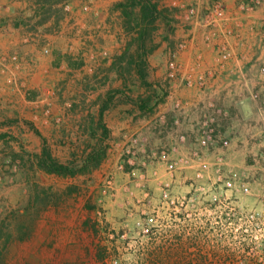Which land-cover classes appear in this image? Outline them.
Masks as SVG:
<instances>
[{"label":"rangeland","instance_id":"obj_1","mask_svg":"<svg viewBox=\"0 0 264 264\" xmlns=\"http://www.w3.org/2000/svg\"><path fill=\"white\" fill-rule=\"evenodd\" d=\"M125 1L117 0L112 10ZM52 2L44 16L58 17L75 2L96 0ZM217 3L223 20L212 18ZM158 10L145 38L137 41L139 29L126 26L122 11L113 17L121 30V57L130 44L129 57L143 47L146 82L152 86L143 84L127 58L119 65V78L129 83L116 90L115 103L126 116L135 114L134 122L151 118L146 136H153L155 145L140 132L111 136L98 169L62 178L40 171L34 156L46 147L59 163L70 164L96 144L75 123L66 131L63 106L56 109L55 121L62 128L58 145L63 148L44 142L24 120L6 130L0 123V134L5 133L0 139V264H264V85L253 90L255 98L263 97L258 127L235 136L233 128L247 124L243 113L206 104L203 113L220 109L226 114L219 124L228 120V146L203 147L194 129L193 146L184 150L187 102L176 87L193 88L197 76L198 83L200 78L207 82L227 68L234 76L230 66L239 44L233 48L230 38L239 40L240 32L230 26L226 0H162ZM132 13L137 18L139 7ZM191 42L201 55L215 52L213 63L199 61V74L186 71L180 60ZM223 48L230 57L220 68ZM174 61L179 72L171 77ZM149 98L152 111L144 112L137 103Z\"/></svg>","mask_w":264,"mask_h":264},{"label":"crops","instance_id":"obj_2","mask_svg":"<svg viewBox=\"0 0 264 264\" xmlns=\"http://www.w3.org/2000/svg\"><path fill=\"white\" fill-rule=\"evenodd\" d=\"M226 1L230 26L240 32L239 40L230 38L233 48L236 42L239 44L230 66L235 74L229 76L228 68L219 71V75L205 82L204 91L198 76L193 79V88L176 87L187 102L182 118V134L187 137L184 150L193 146V132L203 119L202 106L206 104L233 106L243 113L247 124L235 126V136L244 137L252 126H259L258 106L263 104V97L255 98L253 90L264 85V0L244 13L237 7L239 0ZM116 3L117 0L75 2L68 7L69 11L63 9L61 16L56 17L39 14L35 0H0V123L4 130L9 123L24 120L36 127L33 129L45 138L44 142L52 141L56 148L63 143L62 128L55 122L59 120L56 109L63 106L62 120L67 132L75 123L77 130L81 128L91 137L90 128L97 124L100 111L107 106L102 120L109 129L108 140L111 136L120 139L123 134L140 132L155 145L156 139L146 136L145 127L151 118L134 122L136 115L126 116L115 103L116 90L129 83L119 78V65L124 63L118 64V57L124 49L119 37L121 30L113 18L120 15L119 10H112ZM194 47L191 42L189 49L180 54V60L186 71L193 69L199 74L203 71L199 61L203 58L205 63H213L215 52L201 55ZM79 103L81 112L77 114ZM228 130V120L222 119L220 133L228 137ZM36 141L41 145L40 139Z\"/></svg>","mask_w":264,"mask_h":264},{"label":"trees","instance_id":"obj_3","mask_svg":"<svg viewBox=\"0 0 264 264\" xmlns=\"http://www.w3.org/2000/svg\"><path fill=\"white\" fill-rule=\"evenodd\" d=\"M52 1L53 0H37L36 4L40 8L38 13L43 16L46 15V8L48 5L53 4ZM160 1L162 0H126L125 2L117 4V9L121 10L122 14L126 18V26L136 32L139 29V36L136 41L143 40L146 36L148 26L152 25L157 20L158 16L160 15V12L158 10V3ZM136 7H139L140 14L137 18H134V14L132 13V11ZM131 45L132 44L129 45L125 54L118 60V62L122 63L124 60L129 58V65L135 67L136 72L138 73L143 84L152 88V86H150L146 82L147 74L145 68V58L147 57V54L141 51L143 47H140V52L137 55H131L129 57ZM151 101L152 98L140 100L137 103V106L144 112L148 110L152 111L149 108ZM106 107L107 106H104V108ZM104 108L100 111V118L97 124L90 128L91 137L96 139V144L88 153L82 156V159L79 162L61 164L57 160H55L51 156L47 148L44 147L39 155L34 156L37 168L46 174L55 175L62 178H71L79 174L91 173L94 170L98 169L106 157L107 146L105 143L109 137V129L105 126L102 120V113L104 111ZM98 131L101 132L99 137L97 135ZM3 138L4 135H0V139ZM2 253V250H0V259Z\"/></svg>","mask_w":264,"mask_h":264},{"label":"built area","instance_id":"obj_4","mask_svg":"<svg viewBox=\"0 0 264 264\" xmlns=\"http://www.w3.org/2000/svg\"><path fill=\"white\" fill-rule=\"evenodd\" d=\"M259 0H250L249 2H246V0H242L241 8L245 11L252 10L254 6L257 4ZM224 13L223 8L220 3H217L213 10L212 18L223 20ZM49 50H45V53H48ZM230 57V54L227 52L226 48H223V50L220 53L219 57V64L220 68L224 66V64L228 61ZM170 69H171V77L174 76L175 73L179 72V67L174 62L170 63ZM200 86H205V81H203V78H200ZM188 85H191L190 82H188ZM255 97H258L256 95ZM221 115H226L225 113L222 114L221 110H213L211 112L204 113L202 116V121L197 124L196 131L198 133L197 135V141L199 144L203 147L208 146H214L215 144L221 145L222 147L228 146V142L223 134L219 131V118ZM181 140L183 141L184 138L181 137Z\"/></svg>","mask_w":264,"mask_h":264}]
</instances>
